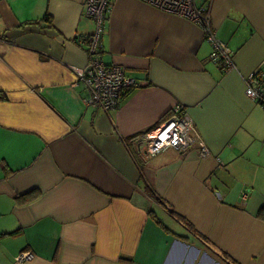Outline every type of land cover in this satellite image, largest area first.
Here are the masks:
<instances>
[{
	"label": "crops",
	"instance_id": "1",
	"mask_svg": "<svg viewBox=\"0 0 264 264\" xmlns=\"http://www.w3.org/2000/svg\"><path fill=\"white\" fill-rule=\"evenodd\" d=\"M210 2L229 70L198 24L110 0L100 55L137 84L105 111L76 74L85 0H0V264H264V107L245 91L264 75V0ZM177 104L205 156L145 152Z\"/></svg>",
	"mask_w": 264,
	"mask_h": 264
},
{
	"label": "built area",
	"instance_id": "2",
	"mask_svg": "<svg viewBox=\"0 0 264 264\" xmlns=\"http://www.w3.org/2000/svg\"><path fill=\"white\" fill-rule=\"evenodd\" d=\"M162 11L183 16L198 24L213 44L211 58L224 70L235 66L230 48L217 38L211 24V2L200 0H141ZM110 0H85V14L92 18L95 27L83 40L88 51V62L76 69L78 80L84 83L90 93L89 102L105 111L115 108L124 89L135 86L136 80L126 75L122 67L107 64L100 55L101 37ZM246 94L257 100L264 107V75L256 70L246 76ZM145 140V152L155 155L161 150L174 148L185 150L192 144L200 146V155L209 150L197 131L194 120L182 104H177L172 111L155 127L141 136ZM246 193L243 194L245 198ZM31 257L30 252H21L18 261Z\"/></svg>",
	"mask_w": 264,
	"mask_h": 264
},
{
	"label": "trees",
	"instance_id": "3",
	"mask_svg": "<svg viewBox=\"0 0 264 264\" xmlns=\"http://www.w3.org/2000/svg\"><path fill=\"white\" fill-rule=\"evenodd\" d=\"M30 192H34V191H29V192H27V193H25V194H23V195H21V197H25L23 200H27V199H29V198H31L32 196L31 195H29L28 197H26V194H28V193H30ZM31 194V193H30ZM20 198V197H19ZM259 215L261 216V217H263L264 218V207H261L260 209H259Z\"/></svg>",
	"mask_w": 264,
	"mask_h": 264
}]
</instances>
